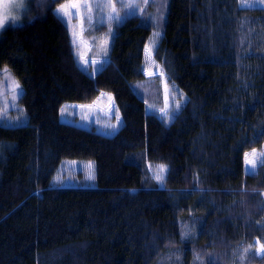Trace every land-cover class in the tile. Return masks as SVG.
Wrapping results in <instances>:
<instances>
[{
	"label": "trees",
	"instance_id": "trees-1",
	"mask_svg": "<svg viewBox=\"0 0 264 264\" xmlns=\"http://www.w3.org/2000/svg\"><path fill=\"white\" fill-rule=\"evenodd\" d=\"M67 1L26 0L0 32V71L21 86L13 112L24 119L0 122V264H264V160L244 173L264 145V8L169 0L159 14L154 0L120 20L97 11L85 39L90 58L110 63L93 78L57 12ZM154 32L155 61L187 97L169 124L159 78L144 74ZM102 91L123 118L116 137L60 123L63 105ZM67 159L93 161L96 186L51 189ZM151 165L165 166L163 189Z\"/></svg>",
	"mask_w": 264,
	"mask_h": 264
},
{
	"label": "rangeland",
	"instance_id": "rangeland-1",
	"mask_svg": "<svg viewBox=\"0 0 264 264\" xmlns=\"http://www.w3.org/2000/svg\"><path fill=\"white\" fill-rule=\"evenodd\" d=\"M25 1L0 0V19L4 20L3 26H0V32L9 21L18 20ZM152 1L154 0H72L59 7L57 12L67 22L79 66L88 72L90 76L95 77L108 64L107 59L90 58L93 46L84 37L86 29L95 22L94 15L97 11L102 15L109 16V18L120 20V18L134 13L139 8L142 10L144 6H147ZM242 2L243 4L258 5V0H242ZM161 38V33L154 32L145 49V74L150 79L162 78L161 86L164 106L158 112L169 124L174 119V115L179 108L186 103L187 97L177 87H173L168 83L166 75L162 73L160 66L154 59V50ZM97 51L99 52L100 50ZM9 73L0 71V81H2L0 82V121L4 120L6 124H22L24 119L18 118V113L13 112L19 108L17 102L20 96L14 91L21 89V86ZM17 84L19 87H17ZM5 95L9 96V99L3 97ZM67 104L62 109L63 120L89 129H95L109 136L114 135L123 126V118L110 94L101 93L93 104ZM146 111L147 113H152L157 110L147 105ZM261 160H264V145L261 150H253L246 154L245 164L247 172H254ZM89 164L92 165L91 169ZM160 166L151 165L150 169L158 184L163 187L166 168L163 166V169H161ZM95 171L96 165L93 161L69 160V162L61 164L55 182L59 185L73 186L83 181L86 186L95 187V179L89 178L90 172L95 177ZM157 177L160 178L158 179Z\"/></svg>",
	"mask_w": 264,
	"mask_h": 264
},
{
	"label": "bare ground",
	"instance_id": "bare-ground-1",
	"mask_svg": "<svg viewBox=\"0 0 264 264\" xmlns=\"http://www.w3.org/2000/svg\"><path fill=\"white\" fill-rule=\"evenodd\" d=\"M69 1H67L66 3H68ZM66 3H64V4H66ZM157 5H159V10H160V13L161 14H165L164 13V11L166 10L167 11V9H169V0H157L156 2H155ZM64 4H62L61 6H63ZM239 4H240V8H242V9H253V8H264V0H258V5H249V4H243V2H242V0H239ZM61 6H59V7H61ZM58 7V8H59ZM57 8V9H58ZM94 18L96 19V17H95V15H94ZM88 31V28L86 29V31H85V33ZM85 33H84V37H85ZM153 35V34H152ZM152 35H151V37H150V39L152 38ZM150 39H149V41H150ZM86 40V39H85ZM87 41V40H86ZM88 42V41H87ZM149 43V42H148ZM148 43H147V45H148ZM147 45H146V47H147ZM146 47H145V49H146ZM156 48H157V46H156ZM145 49H144V59H145ZM155 51V50H154ZM155 59V58H154ZM107 61H108V64L110 63V60L109 59H107ZM107 65V64H106ZM101 72V71H100ZM144 74H145V70H144ZM97 76V75H96ZM96 76L95 77H93V78H96ZM145 76H146V74H145ZM167 77V76H166ZM147 78V77H146ZM148 80H150V81H153L154 79H150V78H147ZM167 79H168V77H167ZM159 81H160V83L162 84V78L161 77H159ZM168 83L170 84V82H169V79H168ZM171 85V84H170ZM106 93V94H110V95H112V97H113V99L115 100V98H114V95L112 94V93H109V92H107V91H102V93ZM136 92L141 96V97H144V95H143V93H141L140 91H137V89H136ZM21 90H20V88H19V90H17L16 91V94L17 95H20L21 96ZM19 96V97H20ZM3 97H7L8 99H9V96H3ZM116 103V102H115ZM74 104H78V105H80L79 103H74ZM65 105H68L67 103L65 104ZM65 105H63L62 106V108H61V110H60V123H62V124H65V125H69V126H75V127H77V128H80V129H84V130H87V131H89V132H91L93 129H89V128H86V127H83V126H80V125H78V124H76V123H73V122H70V121H66V120H63L62 119V109H63V107L65 106ZM81 105H86V104H81ZM88 105V104H87ZM116 107H117V104H116ZM4 119H6V118H4ZM2 124H5V125H17V124H6L5 123V121L3 120V121H0ZM119 131L120 130H118L114 135H111V136H109V135H105V134H102V133H100V132H98V131H96V133L97 134H100V135H102V136H105V137H108V138H114V137H116L117 135H118V133H119ZM255 150H257V149H255ZM245 157H246V155H245ZM69 160L70 159H67V160H64V161H62L61 162V164H63V163H67V162H69ZM72 160V159H71ZM70 160V161H71ZM72 161H75V160H72ZM246 162H245V158H244V173H245V175H251V174H253V173H255L256 172V170L254 171V172H252V173H249V172H247V168H246V164H245ZM61 166V165H60ZM60 168V167H59ZM58 172H59V169L56 171V173H55V175H54V177L52 178V182L50 183V188L51 189H53V190H55V189H86V188H92V186H86L85 185V183L83 182V181H81L78 185H73V186H65V185H59V184H56V177H57V175H58ZM154 176V175H153ZM96 178V171H95V177H94V179ZM154 178H155V180H157L156 179V177L154 176ZM165 181V180H164ZM157 182V181H156ZM158 183V182H157ZM158 188L159 189H163L164 187H161L159 184H158Z\"/></svg>",
	"mask_w": 264,
	"mask_h": 264
},
{
	"label": "snow or ice",
	"instance_id": "snow-or-ice-1",
	"mask_svg": "<svg viewBox=\"0 0 264 264\" xmlns=\"http://www.w3.org/2000/svg\"><path fill=\"white\" fill-rule=\"evenodd\" d=\"M3 24H4V20L0 19V26H3ZM4 71H5V73H7V69L6 68L4 69ZM17 87H19L18 84H17ZM91 167H92V165L89 164V168L90 169H91ZM160 167H161V169H163V166H160ZM89 178L90 179H94V176L92 175L91 172L89 173ZM157 178L159 179L160 177H157ZM261 249L264 250V245H261Z\"/></svg>",
	"mask_w": 264,
	"mask_h": 264
}]
</instances>
